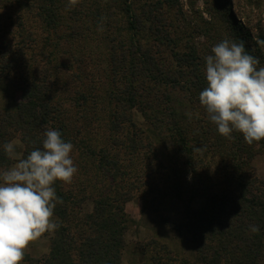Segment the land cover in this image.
Listing matches in <instances>:
<instances>
[{"label":"trees","instance_id":"obj_1","mask_svg":"<svg viewBox=\"0 0 264 264\" xmlns=\"http://www.w3.org/2000/svg\"><path fill=\"white\" fill-rule=\"evenodd\" d=\"M177 1L150 3L146 0L132 9L125 0H94L90 6L82 5L80 12H71L69 20L73 24L83 25L84 18H91L92 27H85L84 32L107 41L109 76L115 82L120 76L123 82L118 97L109 91L104 94L108 103L116 101L117 105L108 115V125L102 129H106L105 132L98 136L96 111L89 103L92 99L101 104L102 99L95 96L93 88H85L90 94L88 97L80 89L74 98L69 99L68 91L61 96L58 89L61 74L56 77L60 66L52 65V53L46 51L50 47V36L61 25L66 27L60 14V2L13 0L20 10L35 5L36 17L46 34L40 52L45 50L48 68L38 69L37 64L24 60V45L18 57L8 42L0 39V95L12 101L0 109V169L12 165L3 148L5 143L20 136L22 156L26 157L42 147L43 132L47 128L60 131L62 139L73 144L75 163L79 166L77 179L73 178L70 184L57 182L54 185L57 197L63 201L54 209L59 227L49 237L48 253L39 259H29L28 264H121L128 231L124 205L138 189L145 194L155 193L160 200L166 196L182 203L183 223L179 236L184 235L193 246L191 264H260L262 261L264 182L256 177L251 162L255 154L261 152L264 140L249 145L239 132L233 131L231 138H226L211 126L206 110L199 103V94L207 86L206 77L201 65H195L194 56L189 59L191 64L185 61L187 58L173 53L174 65L170 68L159 64L150 49H143L144 32L163 45L169 40L163 28L164 20L159 18L165 14L163 4L171 8ZM7 3L10 0H0V8L7 7ZM8 9H13L11 4ZM119 14L124 18L118 19ZM23 25L17 27L24 31ZM70 28L78 38L84 37L83 32ZM235 28L237 42L238 38L245 41L249 51L250 35ZM181 61L183 67L190 70L189 75L181 73ZM66 102H73V115L63 105ZM132 110L139 111L144 126L137 128L133 124ZM130 135L137 136L139 143L146 142L143 145L146 158H157L150 137H157L165 150L169 148L164 140L172 139L179 157L190 160L194 157L198 169H191L188 181L180 176L174 179L172 187L166 186V192H162L157 185L164 177L152 181L158 173L156 170L142 172V157H139V173L131 168L136 166L129 159V163L123 165L122 150L127 148L135 153L138 149V146L125 145L123 140ZM197 148L203 151H195ZM216 158L218 164H215ZM158 166L164 169L161 163ZM176 173L174 171L173 175ZM168 180L166 176L164 182L167 184ZM216 187L222 189L215 192ZM194 200L202 204L192 208ZM251 225L258 226L259 231L251 232Z\"/></svg>","mask_w":264,"mask_h":264},{"label":"rangeland","instance_id":"obj_2","mask_svg":"<svg viewBox=\"0 0 264 264\" xmlns=\"http://www.w3.org/2000/svg\"><path fill=\"white\" fill-rule=\"evenodd\" d=\"M56 1L61 4L60 14L66 27L61 25L56 33L50 36V47L46 48V51L52 53V65L55 67L60 66L56 70V77L61 74L58 77L59 93L63 96L62 93L68 91L67 96L71 99L76 97V91L79 89L82 93H86L87 97L90 94L88 91L86 92L85 88L94 89L95 96L97 95L98 99L99 97L102 99L101 104L100 101L92 99L89 103L96 111L95 117L98 121L99 136L105 132L106 129L104 131L102 129L108 125V115L112 113V110L114 111L117 105L116 101L108 103L104 94L109 91V94L118 97L120 94L118 89L123 82L120 76L116 77V82L109 76L107 41L101 36L100 39L96 35L89 36L84 32L85 27H92L91 18H84L82 21H85V24L83 25L73 24L69 20L71 12H80L82 5L90 6L94 0H77L74 5L70 3V0ZM145 1L125 0V3L129 4L132 9H136ZM150 1L160 0H148V2ZM10 4L13 9H8ZM34 6L32 5L31 9L25 7L21 11L17 6H14L13 0H10L7 7L4 5L3 8H0V39H5L17 55L20 53L21 46L24 45L26 47L23 51L24 60L37 64L38 69L43 67L47 69L46 52L45 50L44 53L40 52V47L43 46L42 40L46 38V34L43 24L41 25V21L36 17L35 13L37 12ZM162 7L163 14H165L159 19L164 20L163 28L168 33L169 40L163 45L153 35L144 32V42L142 43L143 49H150L153 57L164 67L166 65L171 68L174 65L172 56L174 53L180 55L182 59L187 58L185 61L191 64L193 62L189 59L194 56L196 58L195 65L199 63L205 73L204 57L212 54V47L224 39L237 41L235 27L239 28L240 31L244 30V34L250 35V39H246L250 43L249 52L260 59L258 67L264 66V48L256 44L257 39L264 40V0H178L176 5L171 8L168 7V4H163ZM123 18L121 14L118 15V19ZM8 19L9 21H5ZM18 24H24L25 30L19 29ZM68 27H71L77 33L83 32L84 37L78 38ZM232 28L235 30H232ZM14 57L16 59V56ZM180 67L183 68L181 70L182 74L189 75L191 73L189 69L183 67L182 61ZM18 94L15 97L17 101L19 100ZM176 98L179 99V96ZM11 103L12 101L7 96L3 95L1 97L0 95L1 110ZM63 105L71 111L72 115L74 114V110L71 109L73 102H66ZM130 114L131 120L137 128L140 125L144 126L139 111L132 110ZM211 126L216 127L213 123ZM129 133L132 134L133 132ZM122 137L123 135L119 139H122ZM13 141L16 144L17 154L22 156L23 143L20 136L10 142ZM123 141L126 146H138L135 153L127 148L122 150L123 165H127L130 160L136 166L131 168L139 173V157H142V172H144V169L146 173L150 170H156L158 173L155 177H152V181L164 177L163 181L160 180L157 185L158 188L162 189V192L165 191L166 186L172 187L173 182H175L174 179L177 180L180 176L185 177L184 179L188 181L192 175L191 169L194 167L198 169L195 166L194 157H191V160L187 157H179L172 146V139L171 141L169 139L164 140L169 148L165 150L157 137H150L149 141L153 151L156 152L157 158L144 157L146 151L143 145L146 142L139 143L137 136L130 135L129 138H125ZM139 149H141L140 155ZM260 150L259 154H255L251 166L256 177L264 182V145ZM71 155L74 165L78 169L79 166L75 163V150ZM11 161L13 165L15 160L11 159ZM158 163H161L164 169L159 168ZM218 163L219 159L216 158L215 164ZM174 171L177 172L175 176L173 175ZM166 176H169L167 184L164 182ZM73 178L77 179L76 174ZM167 189L170 190V188ZM221 189L222 187H216L213 191L218 192ZM201 204L200 200H194L192 208H198ZM183 210L182 203L173 198L165 196L160 200V197L158 198L155 193L145 194L144 191H139V189L135 191L131 201L124 205V212L128 217V231L121 252V264H182L184 261L191 264L194 258L193 246L184 239V235L179 236L183 223ZM51 234L52 232H47L48 236H41L37 239L39 242H32L29 245L25 251L22 264H28L29 259L41 258L42 255L39 252L42 246L48 245L49 251V237ZM156 247H163L166 250L163 251V249ZM260 264H264V257Z\"/></svg>","mask_w":264,"mask_h":264},{"label":"clouds","instance_id":"obj_3","mask_svg":"<svg viewBox=\"0 0 264 264\" xmlns=\"http://www.w3.org/2000/svg\"><path fill=\"white\" fill-rule=\"evenodd\" d=\"M76 2L70 0L73 5ZM256 44L264 48V40L257 39ZM211 53L204 57L207 86L199 94L208 119L223 137L231 138L236 131L249 145L264 140L260 59L246 50L243 40L224 39ZM43 137L42 147L26 157L17 154L14 141L3 145L15 163L0 169V264H22L29 245L59 227L54 209L63 201L54 185L70 184L78 171L71 155L73 144L65 142L60 131L47 128ZM250 231L256 233L259 228L251 225Z\"/></svg>","mask_w":264,"mask_h":264},{"label":"crops","instance_id":"obj_4","mask_svg":"<svg viewBox=\"0 0 264 264\" xmlns=\"http://www.w3.org/2000/svg\"><path fill=\"white\" fill-rule=\"evenodd\" d=\"M34 242H39V240H36ZM47 252H48V245H45V246H42L41 247V251L39 252V254L42 255V256H44V255L47 254Z\"/></svg>","mask_w":264,"mask_h":264}]
</instances>
